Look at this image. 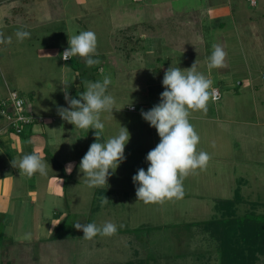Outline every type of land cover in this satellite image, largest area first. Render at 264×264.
Segmentation results:
<instances>
[{
    "label": "rangeland",
    "instance_id": "obj_1",
    "mask_svg": "<svg viewBox=\"0 0 264 264\" xmlns=\"http://www.w3.org/2000/svg\"><path fill=\"white\" fill-rule=\"evenodd\" d=\"M100 1L103 4L98 14L89 10L79 17L77 0H0V33L5 38L12 37L10 44H0V97L5 96L9 84L28 99L32 108L52 98L54 108L51 103L48 109L57 113V108L65 105L63 80L70 79L69 95L79 99L78 93L85 90L84 81H102L109 76L111 84L107 92L114 97L115 105L113 113L101 114L103 132L108 139L117 134L120 124L130 133L125 160L104 187H87L79 169L90 147L89 140L77 138V152L73 150L75 141L69 148L66 145L77 172L69 182L66 199L60 205L56 202L63 218L59 213L53 222H61L60 226L47 227L56 214L54 209L49 212L51 202L37 213L24 192L23 201L12 204V217L0 223V264H101L123 263L134 258H146L149 264H219L217 244L200 225L219 215L213 197L233 198L235 189L239 188L246 200L239 206L240 213L251 208L248 201L264 203V6L260 1L254 6L247 1L245 8L246 0H229L227 6L235 8V21L228 16L221 19L205 16V20L198 21L202 25L195 28L186 24L177 26L188 22L178 17L180 12L186 15L192 11L188 0H157V4L153 3L155 0ZM222 2L201 0L208 10ZM168 14L174 17L172 20L169 15V22L177 26L170 33L163 24ZM135 22L144 23L139 32L156 36L155 52L164 47L172 52H167L169 55L188 57L186 66L180 67L182 70L196 62L197 71L222 94L220 100L208 102L206 113L197 111L191 113L194 117L190 116L200 136L198 150L211 156L206 170H197L185 178L183 199L164 204L138 201V185L132 180L138 169L147 171L146 156L160 142L157 130L142 118L141 110L148 111L160 103V94L165 90L164 75L154 72L158 67L164 71L169 68L161 57L163 52H147L142 41L125 43L123 35L133 30L124 24ZM17 30L30 32V38L18 42ZM87 30L96 34L97 55L93 58L101 63L88 67L77 56L72 61H63V47L69 46L67 37ZM193 31L197 35L190 34ZM173 42L177 47H173ZM213 44L221 46L227 55L223 67L209 71ZM175 49L179 50L175 52ZM72 68L81 72L77 80L65 72ZM225 74L227 78L219 82V76ZM132 105L135 111L128 109ZM56 115L58 123H68ZM217 117L221 121L215 124ZM4 123L0 116V127ZM35 123L30 126V133L40 125L38 120ZM41 188L46 187L41 184ZM20 190L18 187L13 192L19 194ZM103 195L109 203L101 207L99 198ZM257 211L264 212V207L259 206ZM40 220L46 228L39 233ZM77 221L97 225L111 221L117 225V232L111 237L97 235L86 240L83 231L73 226ZM26 234H30V239H23ZM259 264H264V256Z\"/></svg>",
    "mask_w": 264,
    "mask_h": 264
},
{
    "label": "clouds",
    "instance_id": "obj_2",
    "mask_svg": "<svg viewBox=\"0 0 264 264\" xmlns=\"http://www.w3.org/2000/svg\"><path fill=\"white\" fill-rule=\"evenodd\" d=\"M30 35V32L24 30L15 32L18 42L30 38ZM11 42L12 37L5 38L3 33H0V44ZM68 42L69 47L62 53L65 61L79 56L88 67L101 63L99 59L93 58L97 55V37L93 31L87 30L72 35ZM212 48L207 65L209 71L223 67L227 55L217 44H213ZM61 83L64 85L62 91L68 107H58L57 114L75 128L95 130L97 142L90 145L79 164L80 172L84 174V183L89 188L107 186L108 178L125 160V145L130 139L128 129L119 124L116 135L109 137L105 142H98L105 129L101 114L113 113L115 105L114 97L107 92L111 78L105 76L102 81H84L85 90L78 93L79 99L69 95L70 79ZM162 85L165 90L160 94V103L148 111L141 110L142 118L157 130L160 137V142L146 156L149 162L147 171L140 168L132 177L134 184L138 185V201L145 204H164L183 199L185 178L195 174L197 170H206L211 160L209 153L198 150L200 136L190 122V116L192 112L197 111L206 113L208 102L217 98L212 81L197 71L195 62L189 69L184 70L178 66H170L164 73ZM11 163L19 169L21 176L30 178L37 173L41 176L48 174V163L35 152L24 154L18 161L13 159ZM73 167L74 165L69 163L65 170L71 173ZM99 199L101 207L109 203L104 195ZM73 226L83 231V238L86 240H92L97 235L111 237L117 232V225L111 221H105L101 225L77 221ZM23 239H30V234H26Z\"/></svg>",
    "mask_w": 264,
    "mask_h": 264
},
{
    "label": "crops",
    "instance_id": "obj_3",
    "mask_svg": "<svg viewBox=\"0 0 264 264\" xmlns=\"http://www.w3.org/2000/svg\"><path fill=\"white\" fill-rule=\"evenodd\" d=\"M247 1L249 2L250 0L245 1V8L247 7L246 6ZM259 1H260V4L262 3V5L264 6V0H256L254 4L250 1V4L254 6L255 4L256 5L259 4ZM157 2L159 1L155 0V2L153 3L157 4ZM174 2H178V0H174ZM188 3H189L188 6L190 7V10L192 11H190V13L188 12L186 15H184L183 12H180L178 16L180 19L186 18L188 22L179 23L177 26H182L186 24V25H193L192 27L198 28L202 25V22H198V21L200 19L201 21L205 20L206 19L205 16H210L212 18H217V19H221L222 17L228 16L231 18V20L235 21V13H236L235 8L227 6L230 3L229 0L228 1L224 0V2H222L219 5H212V7L211 6L209 7V10L207 7L202 6L201 0H188L187 4ZM102 4L103 3L100 0H93L91 3L88 0H77V5L79 8L78 16L84 17L82 14H84L85 12H88L89 10H95L96 12H94V15H96L102 10ZM196 4L197 6H195ZM198 4H200L199 7H198ZM116 10L118 11V12L116 11V13L122 15L121 13H119L121 12L119 9H116ZM140 11L141 10H139V12ZM238 13H241V12H238ZM169 15L170 14H168L167 17L163 18V24L165 25L164 29L170 33L172 29L174 31L177 30L176 29L177 26L174 25L173 21L169 22V19H170L168 17ZM192 16H193V19H192ZM79 17L72 16V19L79 20L81 19ZM171 17L173 18L172 20H174V17L173 16ZM190 19H192V21ZM153 20H156V19L153 18ZM146 22L147 21H145L144 23ZM144 23L135 22L133 24H124V26L130 25L126 27L132 28L133 30V32L128 31L127 34L123 35V40L125 41V43L128 41L134 44V43H137L138 41H142L143 44L144 43L146 44L147 52L151 53L152 51H154L153 53H157V54L158 52L164 53V54L161 53V57L165 59L167 63L166 64L167 67L186 66L185 64H187L188 62L187 60L188 57L187 59L186 58L183 59V57L180 58V55H175V54L169 55L171 51L166 50L164 47H162L161 50H158V52H155L157 51L156 36L152 34L151 32H149L148 35L144 34L143 31L139 32L140 28L143 27ZM120 31L124 33V28H121ZM190 34L197 35V31H193ZM141 35H143V37ZM71 36L72 35H69L67 37L68 41H69V37ZM247 36L249 35L246 34V37ZM67 47L69 46L65 45L63 49ZM173 47H177V44L174 42H173ZM177 50L179 49H175L174 51L176 52ZM167 52H169V54ZM169 62H172V63H169ZM65 72L70 74L76 80H77V77H80L79 71L75 70L74 68L65 70ZM161 75H164V73H162ZM227 76L228 74H225V76L220 75L218 81L220 82L221 79H226ZM7 87H6V90H7ZM6 93L7 91H5L3 94L5 95ZM46 99H48L47 100L48 102H46L45 104L44 102H42L41 104H37V108L36 106L34 108L31 107V109L33 110V112L35 113L37 117H43L44 119L43 121L39 120L40 125L36 126L32 130L31 133H30V127H28L29 129L27 128L22 134H18V135H16L13 132H8L5 129H3V125H1L0 127V159H1L0 160V166H1L0 167V223L2 224H4V222H6L7 219L12 217L10 215L12 204L21 203L23 201L22 197L25 192V194H27L28 198L30 199L27 201L32 203L33 206L37 208L36 209L37 213L39 212V210H45L46 209L45 206H49L46 204L51 202L50 204L52 208L50 207L49 212H51L54 209L55 211L53 213H56V214L52 216L51 223L47 227H51L53 225V227L57 229V227L60 226L61 222L58 221V223H55L53 221L54 219H56L59 213H61L59 217L63 218V214H62L63 211H60V209L56 207V202L60 205L66 199L67 188L69 186V182L73 179L72 176L76 174L77 172L76 171L77 167L75 166V168H72L70 176H67V174L69 173L65 170L66 165H68L69 163H72L74 165L75 160L70 158V155H71L70 153L67 154L66 147L68 146L69 148V145H71L73 141L77 140V138H82V139L87 138L89 140L90 145L94 142H97L95 135H94L95 133L94 129L82 130L79 128H75L73 124H68V123L64 124L63 122L58 123L55 120L57 118V115H56L57 113L53 112L51 109L50 110L53 113L49 112V109H48V105H50L51 103H52V106L51 105L50 106L54 108L53 100L52 98L51 99L46 98ZM76 99H78V97ZM64 107H68V104L66 101H65ZM128 109L130 108L128 107ZM135 110L136 108L133 109V111ZM191 116L194 117L193 114H191ZM47 120H50L48 121L50 122L48 125L45 124ZM214 121L216 122L215 124H218V122L221 121V118L217 117L216 120ZM106 140L107 138L103 132L98 142H105ZM37 146H39V148L35 150L34 147H37ZM88 147L89 146H87L86 149H88ZM77 149H78V143L76 142L75 146L73 147V150H76L77 152ZM46 150H47V154L45 155L44 151ZM33 152L39 154L41 158L46 163H48L49 168H48V174L46 176H41L39 173L33 175L30 178L27 176H21L19 169L12 166L11 162L13 159L18 161L24 154H31ZM76 152L74 155H77ZM252 153H253V150L251 151V153H249V159L252 158ZM59 167H62V168H59ZM61 171H63V175ZM64 171L67 172V174H64ZM15 176H16V181H15ZM42 180H44V183L42 182ZM41 184L44 185V187L46 188L42 189ZM18 187L21 188L19 192V194L21 195L14 193L15 191H17ZM238 190L239 188H236L235 193ZM213 199L216 200V197H213ZM43 223L44 222L40 220L39 233L41 232L42 228H46L45 225H43Z\"/></svg>",
    "mask_w": 264,
    "mask_h": 264
},
{
    "label": "trees",
    "instance_id": "obj_4",
    "mask_svg": "<svg viewBox=\"0 0 264 264\" xmlns=\"http://www.w3.org/2000/svg\"><path fill=\"white\" fill-rule=\"evenodd\" d=\"M73 58L67 61H72ZM76 59L82 60L83 58L77 57ZM154 73L161 75L165 71L157 68ZM10 89L18 91L8 84V91L5 96L0 97V102L7 97ZM18 93L24 97L19 91ZM0 116L3 118L1 114ZM5 130L14 132L11 128ZM245 202L239 190L233 198H217L215 206L219 215L200 224L201 228L203 225L202 230L209 234L217 244L219 264H259L261 257L264 256V212L257 211L259 206L264 207V203L248 201L251 208L240 213L239 206ZM145 259L134 258L123 263L113 261L101 264H149Z\"/></svg>",
    "mask_w": 264,
    "mask_h": 264
},
{
    "label": "built area",
    "instance_id": "obj_5",
    "mask_svg": "<svg viewBox=\"0 0 264 264\" xmlns=\"http://www.w3.org/2000/svg\"><path fill=\"white\" fill-rule=\"evenodd\" d=\"M250 1L253 4L256 2V0H250ZM65 49H63L62 53L64 52ZM214 89L216 90L215 95L217 97L214 101H218L221 99L222 94L218 88L215 87ZM28 103H29L28 99L20 96L17 90L10 89L7 97L0 102V114L2 115L5 121L3 129L11 128L16 134H22L28 127L34 124L37 120L38 121L40 120L39 117L35 115L31 107L28 106ZM9 106L10 108H8ZM129 108L133 110L136 107L132 105Z\"/></svg>",
    "mask_w": 264,
    "mask_h": 264
}]
</instances>
